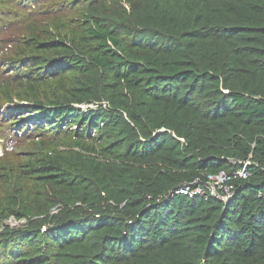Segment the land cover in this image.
<instances>
[{
    "label": "trees",
    "instance_id": "1",
    "mask_svg": "<svg viewBox=\"0 0 264 264\" xmlns=\"http://www.w3.org/2000/svg\"><path fill=\"white\" fill-rule=\"evenodd\" d=\"M69 1L0 59V264H264V0Z\"/></svg>",
    "mask_w": 264,
    "mask_h": 264
},
{
    "label": "rangeland",
    "instance_id": "2",
    "mask_svg": "<svg viewBox=\"0 0 264 264\" xmlns=\"http://www.w3.org/2000/svg\"><path fill=\"white\" fill-rule=\"evenodd\" d=\"M3 1L6 2L4 3ZM3 1L0 0V28L2 25H7V27L6 30L0 32V59L5 54L6 50L9 49L8 44L11 41H14L21 35H25L24 30L27 26V23H25L24 20H26L29 16L34 18L32 21L38 22L40 24L51 23L52 21L63 24L66 22V19L71 17L70 15L73 13L74 7V4H72V2L69 0H40L39 4L33 5L32 3L34 0H30V4L24 3L22 0ZM102 1L110 2L111 0ZM6 8L11 9L10 11L12 14L2 15L1 13L3 11L8 10ZM1 104L2 101L0 99V105ZM4 109L5 107L2 109V111ZM7 135H9L8 130L2 128L0 124V141L8 140V138L4 139ZM14 135L16 136L15 138L13 137ZM11 136L18 151L19 147H22V141L19 140L20 134L19 132H13ZM218 185L221 186L220 183Z\"/></svg>",
    "mask_w": 264,
    "mask_h": 264
},
{
    "label": "built area",
    "instance_id": "3",
    "mask_svg": "<svg viewBox=\"0 0 264 264\" xmlns=\"http://www.w3.org/2000/svg\"><path fill=\"white\" fill-rule=\"evenodd\" d=\"M14 149L15 143L12 138L9 137L6 141H0V158H2L5 154L12 152ZM239 176H241L242 178L246 177L244 169L239 173ZM225 180L226 177H224L223 174L217 177H207V181H205L204 183L186 186L180 189L178 192L189 198L201 197L206 200L207 197H214L220 201H226L229 197L231 187L224 184ZM219 183L221 184V186L218 185ZM53 213L56 212L54 211ZM23 222V220H9L10 225H19L23 224Z\"/></svg>",
    "mask_w": 264,
    "mask_h": 264
}]
</instances>
